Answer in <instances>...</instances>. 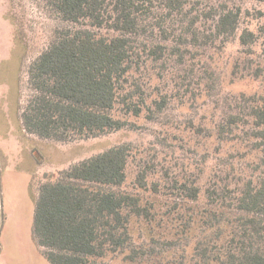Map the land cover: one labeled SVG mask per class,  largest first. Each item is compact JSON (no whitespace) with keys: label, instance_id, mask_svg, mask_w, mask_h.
I'll return each mask as SVG.
<instances>
[{"label":"trees","instance_id":"obj_1","mask_svg":"<svg viewBox=\"0 0 264 264\" xmlns=\"http://www.w3.org/2000/svg\"><path fill=\"white\" fill-rule=\"evenodd\" d=\"M44 4L61 24L28 65L32 94L21 112V124L30 134L58 142L135 127L129 115L137 118L143 111L152 119L162 111L166 96L149 100L140 81L148 65L163 62L169 52L183 58L190 48L226 42L238 30L241 17L240 6L224 3L203 12L202 20L186 7V0H44ZM260 36L264 22L255 30L243 27L238 38L251 53ZM247 99L254 148L264 153V95ZM225 128L218 125V133ZM130 144H114L71 163L57 176L46 173L40 181L32 231L50 264H102L110 253L122 256L119 264L137 263L145 251L133 243L134 217L146 221L150 229L145 232L157 245L170 249L180 234L190 238L193 264H264V160L256 179L248 178L235 190L223 187L220 198L229 197L228 210L211 206L218 202L217 192L206 188V207L188 213L180 233L168 236L156 232V224L162 222L157 184L151 183L155 195L149 196L120 189L127 178ZM145 174L143 170L137 176L142 190L147 189ZM180 188L193 200L189 208L195 211L199 187L182 183ZM198 219H205L201 234H196ZM181 258L178 264H185L187 255Z\"/></svg>","mask_w":264,"mask_h":264},{"label":"rangeland","instance_id":"obj_2","mask_svg":"<svg viewBox=\"0 0 264 264\" xmlns=\"http://www.w3.org/2000/svg\"><path fill=\"white\" fill-rule=\"evenodd\" d=\"M186 1V7L202 20L210 7L240 6L238 30L224 43L190 48L183 58L169 52L163 62L148 65L140 81L149 100L166 96L162 111L152 119L143 111L137 118L129 115L135 127L58 142L25 131L21 112L32 94L28 65L47 46L61 21L44 0H0V264H50L32 231L38 184L46 173L57 176L71 163L114 144L131 143L127 178L120 189L149 196L154 194L151 183L157 184V212L162 221L156 224L157 234L180 233L188 213L206 207V188L217 192L218 202L211 206L228 210L229 197L220 204L223 187L235 190L248 178L258 177L264 153L254 148L247 96L264 95V36L251 53L244 51L238 36L243 27L255 30L263 24L264 0ZM220 124L226 127L221 134ZM143 170L146 190L137 184ZM182 183L199 187L200 205L195 211L189 208L193 200L180 188ZM137 219H131L133 243L144 249L145 256L134 264H178L181 255H187L185 264H193L190 238L180 234L168 249L153 243L145 232L146 221ZM198 221L196 234H201L205 219ZM120 262L122 256L113 253L102 260V264Z\"/></svg>","mask_w":264,"mask_h":264}]
</instances>
